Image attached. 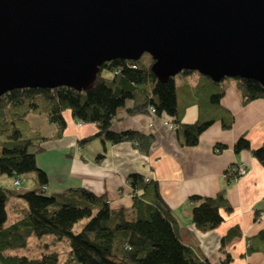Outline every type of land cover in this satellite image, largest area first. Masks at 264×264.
Listing matches in <instances>:
<instances>
[{"label": "trees", "instance_id": "trees-1", "mask_svg": "<svg viewBox=\"0 0 264 264\" xmlns=\"http://www.w3.org/2000/svg\"><path fill=\"white\" fill-rule=\"evenodd\" d=\"M153 62L149 53H144L138 60L117 58L104 62L95 83L87 90L68 86L20 88L0 96V174L13 181H23L29 173H34L38 185L23 191L0 187V264H211L180 239L176 216L162 198L156 180L140 181L136 174L130 176L135 201L133 210L142 206L140 215L130 216L127 210L111 208L106 196L83 188L47 192V174L37 165L36 156L44 149L42 143L47 137L31 127L28 120L31 113L46 115L49 121L58 125L59 135L66 126L64 111L69 110L78 121L95 123L98 128L95 136L104 144L107 141H132L144 153L149 152L154 141L152 133L139 130L115 132L110 128L117 109L127 99L133 101L128 109L131 115L150 113L149 107L153 106L158 115L170 116L181 146L196 145L201 134L217 121L221 122L223 129L232 127L234 115L221 103L226 90L225 80L230 78L216 82L199 73L193 86L184 85V89L192 92V100L199 109L194 122L184 123L181 121L176 76L160 81L151 69ZM193 72L197 71L186 69L179 75ZM234 80L243 105L264 99V86L260 82ZM216 146L219 151L227 147L223 143ZM233 149L237 153L249 150L264 166V144L252 147L243 134ZM231 167L226 171L227 185L239 177ZM226 187L214 197L191 196L192 221L200 230L207 231L220 225L224 220L220 208L228 212L232 210ZM140 189L143 192L138 196L135 193ZM13 197L22 198L26 207L17 208V219L7 225V203ZM83 220L81 229L75 232L74 227ZM45 235L69 240L68 259L60 262L56 251L43 252L39 257L23 253L29 248L32 236L42 239ZM240 235V229L234 227L223 236L222 264L232 261L226 245ZM248 240L247 254L264 253V229Z\"/></svg>", "mask_w": 264, "mask_h": 264}, {"label": "crops", "instance_id": "crops-1", "mask_svg": "<svg viewBox=\"0 0 264 264\" xmlns=\"http://www.w3.org/2000/svg\"><path fill=\"white\" fill-rule=\"evenodd\" d=\"M179 77L176 84L181 121L192 123L198 118L199 109L192 100V92L183 86L187 83L193 86L199 73ZM225 86L221 103L234 115L232 127L223 129L221 122L217 121L201 134L194 146L180 145L177 128L165 123L166 120L173 123L167 114L131 115L128 109L133 101L130 99L119 107L111 130L152 133L154 141L148 153L140 151L132 141H107L104 144L95 136L98 130L95 123L80 122L69 110L64 111L66 126L59 135L58 125L49 121L46 115L29 114L31 127L47 137L42 143L44 149L36 156L38 167L47 174L45 190L60 193L70 188H83L106 196L111 208L124 209L130 216H138L142 206L133 210L134 191L129 178L136 174L140 181L146 178L156 180L162 198L176 216L180 239L197 256L211 264H222V238L231 228L238 227L241 235L226 245L232 258L230 264H264L263 252L247 254L248 239L264 229V166L249 150L237 153L233 149L243 134L252 147L264 144V99L243 105L234 78L225 81ZM89 137L92 138L81 142ZM217 143L227 147L219 151ZM237 164H244L248 172L227 185L226 171ZM37 186L34 173H29L18 188L12 178L0 174V187L23 191ZM224 186H227L226 196L232 210L228 212L220 208L224 218L220 225L211 230H200L192 221L191 196L214 197ZM142 192L140 189L135 194L139 196ZM9 202H13L14 211L26 207L20 197H13Z\"/></svg>", "mask_w": 264, "mask_h": 264}, {"label": "water", "instance_id": "water-1", "mask_svg": "<svg viewBox=\"0 0 264 264\" xmlns=\"http://www.w3.org/2000/svg\"><path fill=\"white\" fill-rule=\"evenodd\" d=\"M144 53L163 82L188 69L264 86V0H0V96L87 90L104 62Z\"/></svg>", "mask_w": 264, "mask_h": 264}, {"label": "rangeland", "instance_id": "rangeland-1", "mask_svg": "<svg viewBox=\"0 0 264 264\" xmlns=\"http://www.w3.org/2000/svg\"><path fill=\"white\" fill-rule=\"evenodd\" d=\"M198 74V72H197ZM179 74L176 75V79L179 80ZM227 81V79L225 80ZM130 100L127 99L126 102L128 103ZM7 212H8V221L7 225L11 224L15 221L17 215L14 211L13 202L7 203ZM85 220H83L81 223L76 225L74 227V231L77 232L81 229L82 223H84ZM29 248L27 250H24L23 253L28 255L29 257H39L43 252H51L56 251L59 254L60 262L65 261L70 256V243L67 238H64L62 240L56 239L53 235H45L42 239H39L35 236H32L29 240Z\"/></svg>", "mask_w": 264, "mask_h": 264}, {"label": "built area", "instance_id": "built-area-1", "mask_svg": "<svg viewBox=\"0 0 264 264\" xmlns=\"http://www.w3.org/2000/svg\"><path fill=\"white\" fill-rule=\"evenodd\" d=\"M149 109H150V113H152V114H157V113H156V110H155V108H154L153 106H150ZM165 123H166V124H169V125H171V126L176 127V125L173 124V123L171 122V120H166ZM231 169H232L233 171H235L239 176H241V175H245V174L248 172V168H247L244 164L233 165V166L231 167ZM149 179H150V178H146V180H149ZM21 182H22L21 179H17V180L14 181V185L18 188V187L20 186Z\"/></svg>", "mask_w": 264, "mask_h": 264}]
</instances>
